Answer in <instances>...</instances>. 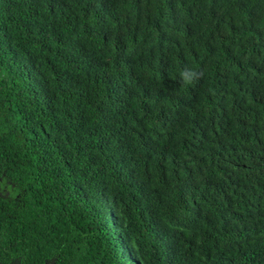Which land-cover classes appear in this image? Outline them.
Returning a JSON list of instances; mask_svg holds the SVG:
<instances>
[{"label":"trees","instance_id":"obj_1","mask_svg":"<svg viewBox=\"0 0 264 264\" xmlns=\"http://www.w3.org/2000/svg\"><path fill=\"white\" fill-rule=\"evenodd\" d=\"M0 264H264V0H0Z\"/></svg>","mask_w":264,"mask_h":264},{"label":"clouds","instance_id":"obj_2","mask_svg":"<svg viewBox=\"0 0 264 264\" xmlns=\"http://www.w3.org/2000/svg\"><path fill=\"white\" fill-rule=\"evenodd\" d=\"M180 76L184 84H191L198 78V73L190 69H186L180 73Z\"/></svg>","mask_w":264,"mask_h":264}]
</instances>
